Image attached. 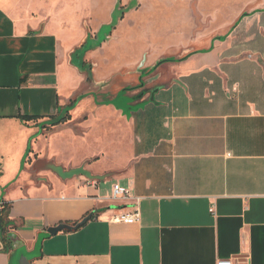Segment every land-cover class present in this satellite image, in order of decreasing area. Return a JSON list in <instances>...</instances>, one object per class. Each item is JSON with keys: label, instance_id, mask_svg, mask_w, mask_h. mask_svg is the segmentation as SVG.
Listing matches in <instances>:
<instances>
[{"label": "crops", "instance_id": "crops-1", "mask_svg": "<svg viewBox=\"0 0 264 264\" xmlns=\"http://www.w3.org/2000/svg\"><path fill=\"white\" fill-rule=\"evenodd\" d=\"M55 1L0 0V200L19 240L8 253L0 241V264L18 252L30 264H264V6H237L215 37L191 35L165 58L184 60L117 106L118 94L82 92L71 61L88 33L74 10L71 30L45 20ZM43 143L80 175L32 173L25 151ZM114 185L129 197L110 199ZM136 200L138 224L109 222ZM59 225L72 229L47 233Z\"/></svg>", "mask_w": 264, "mask_h": 264}, {"label": "rangeland", "instance_id": "rangeland-1", "mask_svg": "<svg viewBox=\"0 0 264 264\" xmlns=\"http://www.w3.org/2000/svg\"><path fill=\"white\" fill-rule=\"evenodd\" d=\"M130 5L132 8L119 20V10H126ZM246 5L253 8L264 6V0H58L45 5L40 14L47 21H56L58 17L59 29L66 31L73 27L74 10L76 32L81 34L82 26L92 38L100 27L117 20L118 25L110 40L84 57L85 63L91 66L92 74L88 80L87 72H82L87 79L82 92L118 94L111 101L117 106H124V94L127 93L124 89L137 88L142 82L141 77L152 71L160 60L175 55L177 47L185 45L191 35L217 36L224 25V17L237 11V6L244 9ZM116 6L118 11L112 17ZM105 33L108 34L107 29H103L101 35L104 37ZM89 43L88 48H91V41ZM155 60V65L143 69L144 63L152 64ZM95 79L104 80V83L95 86ZM141 90H144L143 87L130 91ZM96 97L104 102L108 99L106 95ZM57 128L59 126L52 125L45 132L52 133ZM46 145H40L36 153L30 145L27 146L25 156L32 154L27 160L31 172L37 175L51 173L63 180L72 179L58 174L61 172L56 170L59 167L56 160L45 158ZM18 261L19 252L14 264Z\"/></svg>", "mask_w": 264, "mask_h": 264}, {"label": "water", "instance_id": "water-1", "mask_svg": "<svg viewBox=\"0 0 264 264\" xmlns=\"http://www.w3.org/2000/svg\"><path fill=\"white\" fill-rule=\"evenodd\" d=\"M118 5H119V2L117 3V6ZM131 5H132V3H131ZM131 5L128 6V8H126V10H119V11H121V13H120L121 15L119 16L120 19L123 17V15L125 13L129 12V10L132 8ZM117 6L115 7V10L112 12V17L118 11ZM113 21L114 20H111V22L109 24L100 27L98 32L96 33L95 37L92 38L88 34L85 42L83 43L81 48L78 50L77 55L74 58H72V61H71L72 66H74L80 72L86 71L88 76H89V70H88L89 68L88 67L86 69L82 68V64L84 63V61H83L84 55L89 51H93V50L100 48L102 44H104L110 40V35L112 33V30L114 28H116L118 25L117 20L115 22H113ZM103 29H107V32H108V34L105 33L104 37L101 35ZM90 41H91V48L90 47L88 48ZM57 169H58V171L60 170L61 173H58V174H61L62 177L72 178L74 176L80 175V173H81L80 170H68L65 172L61 168L60 169L56 168V170ZM71 229L72 228L69 226L59 225V226H56L53 228H49L47 230V233L49 235H55L56 233H58L60 231L71 230ZM15 248H17V247H15ZM18 264H30V263L25 256L21 255L19 258Z\"/></svg>", "mask_w": 264, "mask_h": 264}, {"label": "trees", "instance_id": "trees-1", "mask_svg": "<svg viewBox=\"0 0 264 264\" xmlns=\"http://www.w3.org/2000/svg\"><path fill=\"white\" fill-rule=\"evenodd\" d=\"M122 19H123V17L120 20H122ZM114 30H115V28L112 30V32ZM219 39H221V38H219ZM184 59L185 58H182V59L167 58V59L160 60L154 66L153 70L149 71L145 75H149L150 73H152L154 71V69L156 67H158L159 65H161L163 63L179 62V61H182ZM87 67L89 68L88 69L89 70V77L87 79L90 80L91 79V74H92L91 66H89L86 63L82 64V68L83 69H86ZM143 86H144V83L140 82V84H139V86L137 88L124 89V92L130 91V90H133V89H138L139 87L141 88ZM77 101L78 100L72 102V104H70L68 106L67 111L72 110L73 107L75 106V104L77 103ZM101 105H108V103L101 104ZM20 119L22 121H30L32 118H28V117L22 116V117H20ZM67 119H69L68 116H67V118H59V119L55 120L53 125H59L61 123H64V122L67 121ZM10 208H11V206H10L9 203H6V202L0 200V241H1V244L3 246L2 251L5 252V253H8V252L16 249L15 247H18V245H19V240L17 239V237L14 234V231L16 229V224L12 220H10V218H9Z\"/></svg>", "mask_w": 264, "mask_h": 264}, {"label": "built area", "instance_id": "built-area-1", "mask_svg": "<svg viewBox=\"0 0 264 264\" xmlns=\"http://www.w3.org/2000/svg\"><path fill=\"white\" fill-rule=\"evenodd\" d=\"M86 184L92 185L91 183H88V182H86ZM128 197H129L128 191L125 188L119 185L113 186L110 199L125 200ZM211 212H212V209H211ZM140 219H141V213L138 207V202L136 200V203L132 206V208L129 211H126V212L118 211L114 213L112 217L110 218L109 222L120 223V224H125V225H134V224H138L140 222ZM216 264H247V263H241L234 258H229V259H218L216 261Z\"/></svg>", "mask_w": 264, "mask_h": 264}]
</instances>
